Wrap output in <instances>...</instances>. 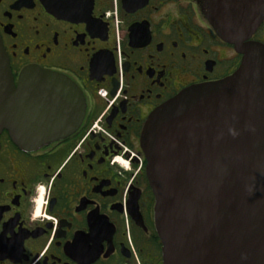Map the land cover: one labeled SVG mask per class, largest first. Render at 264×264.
<instances>
[{
  "label": "flooded vegetation",
  "instance_id": "af4514ba",
  "mask_svg": "<svg viewBox=\"0 0 264 264\" xmlns=\"http://www.w3.org/2000/svg\"><path fill=\"white\" fill-rule=\"evenodd\" d=\"M205 3L0 0L15 83L42 67L65 74L86 100L77 130L36 149L0 134V264H163L143 126L181 90L222 79L242 60ZM249 41L264 43V16Z\"/></svg>",
  "mask_w": 264,
  "mask_h": 264
},
{
  "label": "water",
  "instance_id": "95a60500",
  "mask_svg": "<svg viewBox=\"0 0 264 264\" xmlns=\"http://www.w3.org/2000/svg\"><path fill=\"white\" fill-rule=\"evenodd\" d=\"M238 68L191 85L148 116L141 146L163 264H264V43L244 42L264 0H205ZM86 112L65 74L25 68L17 84L0 36V134L25 150L73 133Z\"/></svg>",
  "mask_w": 264,
  "mask_h": 264
},
{
  "label": "built area",
  "instance_id": "2783aa9c",
  "mask_svg": "<svg viewBox=\"0 0 264 264\" xmlns=\"http://www.w3.org/2000/svg\"><path fill=\"white\" fill-rule=\"evenodd\" d=\"M100 93H101L103 96L106 95V91H105L104 89H101V90H100Z\"/></svg>",
  "mask_w": 264,
  "mask_h": 264
}]
</instances>
